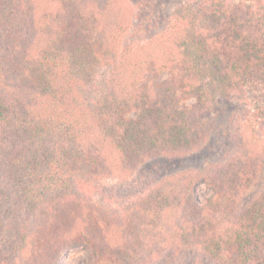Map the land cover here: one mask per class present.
I'll list each match as a JSON object with an SVG mask.
<instances>
[{"label":"trees","instance_id":"16d2710c","mask_svg":"<svg viewBox=\"0 0 264 264\" xmlns=\"http://www.w3.org/2000/svg\"><path fill=\"white\" fill-rule=\"evenodd\" d=\"M196 3L181 34L120 48L146 25L114 0H0V264H60L74 246L89 264H264V188L239 208L252 166L131 181L140 163L207 142L214 93L236 100V144L264 150V0ZM104 178L139 191L128 217L86 193Z\"/></svg>","mask_w":264,"mask_h":264},{"label":"rangeland","instance_id":"374dc122","mask_svg":"<svg viewBox=\"0 0 264 264\" xmlns=\"http://www.w3.org/2000/svg\"><path fill=\"white\" fill-rule=\"evenodd\" d=\"M114 2L126 12V15H129L130 12L131 21L134 25L138 21L146 25L145 29L138 27V31H130L125 35L122 38L120 48L135 39L140 40V38L148 40V43H159L171 37V32L174 30L178 34H181L187 22H195L193 17L185 13L188 11V8H191L193 13H195L197 10V0H114ZM183 15H185L183 17L185 19L181 17ZM181 18L183 21L185 20L184 23ZM110 76L111 71L108 66L96 69L93 76L96 89L101 91L102 86ZM167 77L168 75L164 74L162 81L166 80ZM214 97L215 103L212 105V109L216 111L217 116H215L214 112H209V116L205 120L212 127L207 142L198 151L193 152L185 159L178 160L179 162L153 159L140 163L136 167L131 181L137 179L139 180L138 184L143 182L142 187L149 186L152 189L158 187L160 181L169 177L172 173L198 169L208 164H224L232 158H236L238 162L241 161L242 163H246L248 167H253L249 186L239 203V208H245L260 195L264 188V150L254 145L251 147L250 145L236 144L237 140L232 136L229 125L231 119L234 117L236 100L228 101L222 96L217 95V93H214ZM193 103L194 100L192 99L183 100L180 102V107H189ZM136 115L135 111H130L125 118L127 120H134ZM263 133L264 128H260L257 136L260 137ZM130 187L122 185L116 179L104 178L87 186L85 191L91 197V201L97 206L101 205L109 211H117L123 217H128L136 208L135 203L138 201V197H140L139 191ZM195 193L200 202H203L211 195V191L203 183H198ZM146 194L147 192L144 194V197ZM60 264H89V259L82 247L74 246L62 258Z\"/></svg>","mask_w":264,"mask_h":264}]
</instances>
